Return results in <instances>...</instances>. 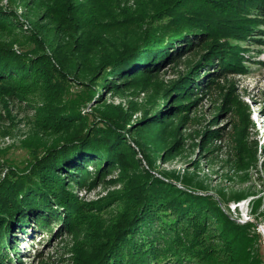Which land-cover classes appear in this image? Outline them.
Here are the masks:
<instances>
[{"label": "rangeland", "instance_id": "rangeland-1", "mask_svg": "<svg viewBox=\"0 0 264 264\" xmlns=\"http://www.w3.org/2000/svg\"><path fill=\"white\" fill-rule=\"evenodd\" d=\"M89 2L0 0V10L10 13L17 25L0 30V43L17 54L46 55L60 72L54 76L56 86L33 84L19 99L7 97L0 87V164L21 165L27 146L44 150L55 136L43 131L42 115L60 104L74 108L93 121L119 127L140 169L178 190L207 197L230 220L247 226L249 244L264 264V45L233 41L242 49L247 71L222 75L184 102L197 100L192 107L148 127L146 119L160 109L166 90L200 62L210 44L153 76L105 91L107 63L121 42L155 31L161 36L166 30L152 15L171 0ZM124 173L115 170L88 190L67 183V190L88 207L79 230L62 237L56 236L58 226L49 234L36 229L29 236L28 231L19 236L17 252L6 250L10 264H79L77 257L96 239L102 240L121 208L111 195L125 188L134 168ZM253 233L258 238H252Z\"/></svg>", "mask_w": 264, "mask_h": 264}, {"label": "trees", "instance_id": "trees-1", "mask_svg": "<svg viewBox=\"0 0 264 264\" xmlns=\"http://www.w3.org/2000/svg\"><path fill=\"white\" fill-rule=\"evenodd\" d=\"M86 1L98 5L100 0ZM152 16L166 31L122 41L107 63L105 91L153 76L195 48L210 47L166 90L160 109L146 119L148 127L192 107L197 100L184 102L222 75L247 71L242 49L233 41L264 45V0H171ZM12 26L17 25L10 13L0 10V30ZM57 71L46 55L17 54L0 43V87L9 98L19 99L24 88L39 82L56 86ZM52 108L42 115V127L54 134L53 141L44 150L27 146L21 165L0 164V173L6 169L0 178V264H10L6 250L17 252L19 236L28 231L29 236L36 229L49 234L58 226L56 236L62 237L79 230L88 207L67 190L68 184L88 190L115 170L133 168L125 188L111 195L121 208L102 240L77 257L79 264H263L249 244L247 226L230 220L207 197L178 190L140 169L119 127L61 104Z\"/></svg>", "mask_w": 264, "mask_h": 264}]
</instances>
